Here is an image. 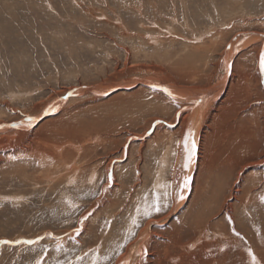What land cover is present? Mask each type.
Instances as JSON below:
<instances>
[{"label": "rangeland", "instance_id": "obj_1", "mask_svg": "<svg viewBox=\"0 0 264 264\" xmlns=\"http://www.w3.org/2000/svg\"><path fill=\"white\" fill-rule=\"evenodd\" d=\"M252 32L262 37L234 54L228 84L203 118L205 146L191 192L174 209L177 174L182 181L185 173L178 153L185 108L159 86L122 83L164 75L179 86L207 88L223 77L230 43ZM263 46L264 0H0V126L11 128L0 134V264H118L150 226L146 253L129 264H264ZM100 83L127 88L85 89L32 131L11 127L30 123L26 118L41 113L32 108L52 97ZM196 187L215 188L220 200L198 209Z\"/></svg>", "mask_w": 264, "mask_h": 264}, {"label": "bare ground", "instance_id": "obj_2", "mask_svg": "<svg viewBox=\"0 0 264 264\" xmlns=\"http://www.w3.org/2000/svg\"><path fill=\"white\" fill-rule=\"evenodd\" d=\"M263 35V34H262ZM262 36L260 35V34H258V33H255V32H252V33H242V34H239L235 39H234V41H232L231 43H230V45L228 46V48H227V51H226V53H225V58H223V70H225V72H223V77L220 79V80H217V81H215L212 85L210 84L209 85V87H207V88H203V89H192V88H189V87H185V86H179V85H176V84H174V83H171V82H169V78L167 77V76H164L163 75V77H158V76H149V77H145V78H142V79H140L139 77L138 78H133V81H132V83L133 84H129V81H126V82H123L122 84H125V85H130V86H134L137 82H138V80L140 79V82H142V83H144V84H146V85H150V84H152V85H154V86H157V85H161V86H159V87H162L161 89H162V92H164L165 94H167V95H170L169 96V98H171L172 100H175V101H177V102H180L181 104H179V106H181V107H184L185 109V113L183 114V115H181V116H178V117H180L181 119H182V124H181V129H180V144H181V147L179 148V162H180V164L179 165H181V168H184V178H183V180L181 181V175L183 174L182 173V171L180 170V173L179 174H177V176H178V179H176V182H177V184H178V187H177V189H178V192H177V195H176V197H177V202L175 201V203H176V206H175V208L174 209H179V207H180V205L184 202V199H187V197H188V195H189V193L191 192V189H192V179H193V174H194V172H195V170H196V167H199V166H197V163H198V161H199V150H201V145L203 146L204 145V143L203 142H205V141H203L202 142V137H203V139L205 140V135H203V133H204V128H205V125H206V122L204 123L203 122V118H205L206 117V115H207V113H208V111L207 110H209V106L211 105V103L213 102V101H215L216 99L218 100L219 98V94L221 93V90L225 87V86H227V84H228V81H229V72H230V69H231V64H232V58L235 56L234 54L237 52V50H239V49H241V48H243V46L244 45H246V44H249L250 42L252 43L253 41L252 40H257V39H260ZM262 52H261V58H262V53H264V46H263V48H262V50H261ZM191 53V52H190ZM195 54V53H194ZM198 56V55H197ZM260 58V59H261ZM260 63H261V60H260ZM259 63V64H260ZM260 70H261V72L260 73H262L261 75H262V78L264 79V70H262L261 69V65H260ZM189 71V70H188ZM193 74V73H192ZM194 74H196V73H194ZM162 76V75H161ZM190 76V75H189ZM199 77V76H198ZM194 78V77H193ZM239 80H241L240 78H239ZM242 81V80H241ZM241 81H239V82H241ZM243 82V81H242ZM241 82V83H242ZM240 83V84H241ZM243 83H245V82H243ZM122 84H120V83H115L114 85H113V83H111V84H106V83H100V84H96V85H93L92 87H80V89L78 88H72L71 89V91L68 93V94H66V96L64 97V96H60V97H58V99H54V97H52V99L49 101V102H47V104L45 105V107H43V103H40L38 106H36V107H34V108H32V113H34V111H36V110H38V111H41V113L40 114H38L37 115V117H32V118H26V119H30V120H26V121H31L30 123H25V122H20V123H16V124H12L13 126H11V127H14V129H15V131H18V132H25L26 130L28 131V129L29 130H31L32 131V127L34 126V125H36V123H37V121L39 120V118H41L42 117V120L44 119V115H46L47 113H49V112H53V111H55L56 109H58L59 107H61L62 106V104H63V102L64 101H66L67 99H69L70 98V96H72L71 94H74V93H77V94H80V93H84L85 92V89L87 90L88 88H90V89H92V90H94L96 93H98V94H103L104 92H108V90H110L111 88H115V87H118V86H120V85H122ZM81 86V85H80ZM124 88H127V86H124V85H122ZM119 88V87H118ZM165 88V89H164ZM199 88H201V87H199ZM109 93V92H108ZM245 94V93H244ZM105 96V95H104ZM143 96V95H142ZM133 97V96H132ZM131 98V97H130ZM54 99V100H53ZM221 101V100H220ZM216 102V101H215ZM124 104V103H123ZM127 104V103H126ZM183 105V106H182ZM120 106V105H119ZM122 106V105H121ZM124 106H125V104H124ZM127 106V105H126ZM126 106H125V108H126ZM216 106V105H215ZM220 106V105H219ZM139 107H141V106H139ZM128 108V107H127ZM135 108V107H134ZM213 108V107H212ZM218 109V108H217ZM179 110H180V108H179ZM37 111V112H38ZM226 111V110H225ZM128 112V111H127ZM224 114H226V113H224ZM212 115V114H211ZM216 115V114H215ZM220 115V114H219ZM221 115H222V117L224 116L223 115V113H221ZM227 115V114H226ZM46 116H48V115H46ZM225 117V116H224ZM227 117V116H226ZM50 118V117H49ZM159 118V117H158ZM235 119V118H234ZM243 119V118H242ZM25 120V119H24ZM219 120V119H218ZM240 120V119H239ZM239 120H238V122H239ZM153 121H154V119H153ZM40 122V121H39ZM39 122H38V124H39ZM46 122V121H45ZM44 122V123H45ZM217 122V121H216ZM43 123V122H42ZM48 123V122H47ZM56 123H57V121H56ZM224 123V122H223ZM222 123V124H223ZM227 123V122H226ZM50 124V123H49ZM16 125H19L18 127L16 126ZM44 125V124H43ZM48 125V124H47ZM55 125V124H54ZM150 125L151 124H149L148 125V127L145 129V132L146 131H148L147 129H149V127H150ZM208 125V124H207ZM214 125V124H213ZM235 125V124H234ZM40 126V125H39ZM164 125H162V124H160V125H158V128L154 131V134L158 131H161L163 128ZM211 126V125H210ZM223 126H224V124H223ZM168 127V126H167ZM32 128V129H31ZM44 128H46V127H44ZM51 128V127H50ZM57 128V127H56ZM11 129V128H10ZM9 129V127L7 126V127H1L0 128V134H2V132L4 133V132H7V131H9L10 130ZM53 129H54V127H53ZM13 130V129H12ZM166 130H167V128H166ZM179 130V129H178ZM38 131V130H37ZM58 131H59V129H58ZM175 131V130H174ZM173 131V132H174ZM221 131V130H220ZM36 132V131H35ZM45 132H47V131H45ZM56 132V131H55ZM150 132V131H149ZM207 132V131H206ZM205 132V133H206ZM209 132H212V131H209ZM229 132V131H228ZM26 133V132H25ZM58 133V132H57ZM133 133V132H132ZM172 133V132H171ZM170 133V131L168 132V134H171ZM177 133V132H176ZM189 133H191L190 135H189ZM231 133V132H230ZM62 134V133H61ZM146 134V133H145ZM157 134H159V133H157ZM163 133H161V135H162ZM178 134V133H177ZM211 134V133H210ZM224 134H229V133H224ZM233 134V133H232ZM237 134V133H236ZM43 135V134H42ZM156 135V134H155ZM166 135H167V133H166ZM165 135V136H166ZM173 135V134H172ZM206 135H207V133H206ZM226 135V136H227ZM242 135H244V134H241V136ZM247 135V134H246ZM59 136V135H58ZM145 135H143V137H144ZM179 136V135H178ZM216 136V135H215ZM234 136V135H233ZM164 137V136H163ZM177 137V136H176ZM186 137H187V147H185V139H186ZM229 137V136H228ZM236 137H239V136H237L236 135ZM51 138V137H50ZM145 138V137H144ZM144 138H142V139H144ZM149 138H151V137H149ZM149 138H148V140H149ZM168 138H170V137H168ZM230 138V137H229ZM235 138V137H234ZM2 139V138H1ZM52 139V138H51ZM132 139V138H131ZM162 139V138H161ZM170 139H172V141H173V137L172 138H170ZM176 139V138H175ZM230 139H232V138H230ZM229 139V140H230ZM240 140L242 139L241 137L239 138ZM148 140L146 141V142H148ZM154 140H157V139H155L154 138ZM219 140H221V139H219ZM228 140V141H229ZM240 140H237V141H240ZM3 141V140H2ZM50 141V140H49ZM153 141V140H152ZM160 141V140H159ZM227 141V142H228ZM153 142H155V141H153ZM158 142V141H157ZM162 142H163V140H162ZM175 142V141H174ZM206 142H208L207 141V139H206ZM241 142V141H240ZM32 143V142H31ZM49 143V142H48ZM55 143V142H54ZM53 143V144H54ZM159 143V142H158ZM173 143V142H172ZM171 143V144H172ZM177 143V142H176ZM203 143V144H202ZM225 143V142H224ZM232 143V142H231ZM236 143V142H235ZM10 144V143H9ZM47 144V143H46ZM52 144V145H53ZM56 144V143H55ZM63 144V143H62ZM78 144V143H77ZM82 144V143H81ZM144 144V143H143ZM150 143H148V145H149ZM164 144H166V143H164ZM206 144V143H205ZM233 144H234V142H233ZM51 145V144H50ZM64 145V144H63ZM62 145V146H63ZM67 145V144H66ZM69 145V144H68ZM88 145V144H87ZM145 145V144H144ZM193 145H194V147H193ZM208 145V144H207ZM210 145V144H209ZM232 145V144H231ZM236 145V144H235ZM8 146V145H7ZM131 146H133V145H131ZM135 146V145H134ZM161 146V145H160ZM172 146H173V144H172ZM172 146H170V147H172ZM179 146V145H178ZM205 146V145H204ZM20 147V146H19ZM73 147V146H72ZM71 147V148H72ZM88 147V146H87ZM141 147V146H140ZM163 147H164V145H163ZM212 147V146H211ZM225 147V145L223 146V148ZM228 147H229V145H228ZM233 148L234 147H236V146H232ZM231 147V148H232ZM237 147H238V145H237ZM242 147V146H241ZM251 147V146H250ZM54 148V147H53ZM81 148V147H80ZM91 148V147H90ZM164 148H166V147H164ZM163 148V149H164ZM172 148H174V147H172ZM176 148H177V145H176ZM177 148V149H178ZM202 148H204V147H202ZM221 148V147H220ZM219 148V149H220ZM243 148V147H242ZM42 149V148H41ZM50 149H52L51 147H50ZM81 149H83V148H81ZM85 149V148H84ZM129 149V148H128ZM128 149H126V151L128 152ZM133 149V148H132ZM131 149V150H132ZM206 149V148H205ZM208 149V148H207ZM218 149V148H217ZM235 149V148H234ZM38 149H36V151H37ZM54 150V149H53ZM70 150V149H69ZM68 149H67V151H69ZM87 150V149H86ZM89 150V149H88ZM169 150V149H168ZM171 150V149H170ZM226 150V149H225ZM236 150V149H235ZM243 150V149H242ZM22 151H24V150H22ZM29 151V150H28ZM34 151V150H33ZM39 151H41L40 149H39ZM55 151V150H54ZM75 151V150H74ZM204 151V150H203ZM208 151V150H207ZM231 151H233L232 149H231ZM230 151V152H231ZM241 151V150H240ZM47 152H50V151H47ZM46 152V150H45V152L43 153V156L44 157H46V159L48 160V159H52L53 161H57V158H56V156H55V154L54 153H47ZM130 152V151H129ZM205 152H206V150H205ZM209 152V151H208ZM239 152V151H238ZM78 153V152H77ZM125 153V152H124ZM131 153V152H130ZM161 153V152H160ZM174 153V152H173ZM176 153V152H175ZM207 153V152H206ZM228 153V152H227ZM16 154V153H15ZM40 154V153H39ZM62 154V153H61ZM69 153H67V155H68ZM75 154V153H74ZM126 154V153H125ZM161 154H163V153H161ZM169 154H170V152H169ZM202 154V153H201ZM208 154V153H207ZM22 155V154H21ZM60 155V154H59ZM63 155V154H62ZM164 155V154H163ZM174 155V154H173ZM203 155V154H202ZM232 155V154H231ZM236 155V154H235ZM29 156V155H28ZM123 156V155H122ZM121 156V157H122ZM161 156V155H160ZM164 156H166V154L164 155ZM207 157H208V155H206ZM241 156V155H240ZM60 158H61V155L59 156ZM70 157V156H69ZM72 157V156H71ZM175 157V156H174ZM199 157V158H198ZM203 157V156H202ZM249 157V156H248ZM77 158V157H76ZM80 158V157H79ZM158 158H160V157H158ZM165 157H163V163L165 164V163H167L166 162V159H164ZM242 158V157H241ZM40 159V158H39ZM38 159V160H39ZM120 159H122V158H120ZM167 159H168V157H167ZM236 159V158H235ZM110 160V159H109ZM171 160H173V158L171 159ZM205 160V159H204ZM208 160V159H207ZM71 161V160H70ZM74 161H76V159L74 158ZM100 161V160H99ZM170 161V160H169ZM210 161V160H209ZM233 161V160H232ZM264 161V160H263ZM64 162V161H63ZM62 162V163H63ZM82 162H84V161H82ZM81 162V163H82ZM86 162H87V160H86ZM112 162H114L112 159L110 160V162H108L107 164H108V167H107V172L108 171H110L109 169H110V166L112 165ZM253 162H255V161H253ZM40 163V162H39ZM58 163V162H57ZM172 163V162H171ZM177 163V162H176ZM204 163H206V162H204ZM208 163H210V162H208ZM216 163V162H215ZM214 163V164H215ZM229 165V168H230V165H233L232 163H231V160L230 161H228L227 162ZM240 163V162H239ZM258 163V162H257ZM260 163V162H259ZM69 164V163H68ZM71 164V163H70ZM73 164V163H72ZM139 164V163H138ZM168 164V163H167ZM169 164H170V162H169ZM211 164V163H210ZM237 164V163H236ZM56 165V164H55ZM60 165V164H59ZM58 165V166H59ZM118 165V164H117ZM117 165H116V162L113 164V166H114V168L116 167L117 168ZM166 165V164H165ZM173 165V164H172ZM178 165V166H179ZM185 165H187V166H185ZM42 166V165H41ZM74 166V165H73ZM83 166V165H82ZM136 166H137V164H136ZM174 166H175V164H174ZM213 166V165H212ZM240 166V165H239ZM248 166V165H247ZM56 167V166H55ZM62 167V166H61ZM95 167H97V166H95ZM163 167H165L163 164H162V169H163ZM180 167V166H179ZM202 167V166H201ZM204 167V166H203ZM53 169H54V167H52ZM70 168V167H69ZM73 168V167H72ZM166 168V167H165ZM174 168H176V167H174ZM77 169V168H76ZM204 169V168H203ZM212 169V168H211ZM234 169V168H233ZM264 169V168H263ZM52 170V169H51ZM51 170H50V172H51ZM71 170V169H70ZM82 170H84V169H82ZM173 170V169H172ZM175 170V169H174ZM173 170V171H174ZM198 170V169H197ZM209 170V169H208ZM215 170H216V168H215ZM64 171H66V170H64ZM63 171V172H64ZM75 171V170H74ZM73 171V172H74ZM79 171V170H78ZM100 171V170H99ZM161 171H163V170H160V174L158 175L159 177H162L161 175ZM201 171V170H200ZM204 171V170H203ZM210 171V170H209ZM214 171V170H213ZM224 171V170H223ZM230 171H232V173H234L233 172V170H232V168H230ZM156 172V171H155ZM208 172V171H207ZM220 172V171H219ZM52 173V172H51ZM54 173V172H53ZM77 173V172H76ZM84 173V172H83ZM86 173V172H85ZM163 173V172H162ZM182 173V174H181ZM224 174H223V180L224 179H228L229 178V176H231V173L229 172V171H224L223 172ZM239 173V172H238ZM61 175H62V173H60ZM64 174V173H63ZM71 174V173H70ZM114 174V173H113ZM112 174V175H113ZM167 174V173H166ZM215 174V173H214ZM213 174V175H214ZM217 174V173H216ZM67 175V174H66ZM75 175V174H74ZM78 175V174H77ZM85 175V174H84ZM156 174H155V176H157ZM165 175V174H164ZM172 175V174H171ZM170 175V176H171ZM195 175H196V173H195ZM198 175V174H197ZM209 175H210V173H209ZM212 175V176H213ZM238 175V174H237ZM35 176V175H34ZM33 176V177H34ZM40 176V175H39ZM38 176V177H39ZM73 176V175H72ZM83 176V175H82ZM113 176H115V175H113ZM166 176V175H165ZM169 176V177H170ZM201 176V175H200ZM258 176V175H257ZM58 177V176H57ZM71 177V176H70ZM74 177V176H73ZM79 177V176H78ZM159 177H157V178H154V179H156V181H155V185H156V187L158 188V187H160L161 185H160V179H159ZM168 177V178H169ZM172 177V176H171ZM196 177V176H195ZM215 177V176H214ZM217 177V176H216ZM35 178V177H34ZM45 178H46V176H45ZM110 178V177H109ZM197 178V177H196ZM199 178V177H198ZM202 178V177H201ZM205 178V177H204ZM219 178V177H218ZM247 178V177H246ZM33 179V178H32ZM38 179H40V178H37L36 179V181L38 180ZM42 179V178H41ZM50 179V178H49ZM74 179V178H73ZM171 178H169L168 180H170ZM175 179V178H174ZM174 179H173V181H174ZM203 179V178H202ZM211 179V178H210ZM209 179V180H210ZM217 179V178H216ZM220 179V178H219ZM249 179V178H248ZM255 179V178H254ZM261 179V178H260ZM263 179V178H262ZM28 180V179H27ZM57 180V179H56ZM69 180H71V179H69ZM77 180H79V179H77ZM81 180V179H80ZM85 180V179H84ZM194 180V179H193ZM196 180V179H195ZM212 180V179H211ZM215 180V179H214ZM223 180H220V181H218V183L216 184V185H219V188H222V186H220V184H221V182L222 183H224V181ZM26 181V180H25ZM40 181V180H39ZM48 181V180H47ZM75 181V180H74ZM82 182H85V181H83V180H81ZM112 181H113V177H112ZM166 181V180H165ZM34 182V181H33ZM32 182V183H33ZM108 182V181H107ZM209 182V181H208ZM213 182H216V181H213ZM78 183V182H77ZM76 183V184H77ZM110 183V182H109ZM144 183V182H143ZM166 183V185H167V182H165ZM252 183V182H251ZM107 184V183H106ZM164 184V183H163ZM169 184H170V182H169ZM194 184V183H193ZM201 184V183H200ZM210 184V183H209ZM208 184V185H209ZM212 184V183H211ZM225 184V183H224ZM46 184H44V186H45ZM113 185V184H112ZM141 185V184H140ZM166 185H164V187L166 186ZM174 185V184H173ZM172 185V186H173ZM207 185V184H206ZM216 185H214V186H216ZM223 185V184H222ZM226 185V184H225ZM31 186V185H30ZM38 186V185H37ZM36 186V187H37ZM76 186V185H75ZM170 186V185H169ZM211 186V185H210ZM239 186V185H238ZM246 186H248V183H247V185ZM176 187V186H175ZM224 187V186H223ZM242 187V186H241ZM108 188V187H107ZM110 188V187H109ZM166 188V187H165ZM164 188V189H165ZM194 188H195V186H194ZM196 188H198V190L200 189L201 190V194H198L199 196H200V198H199V200H200V203H199V205H200V207L198 208V209H200L201 207H204V206H206L207 204H208V202L207 201H209V203H211V204H214V203H216V202H218L220 199V195L219 196H217L216 195V191H214L215 190V188L213 189V190H211V192L212 193H210L209 191V193L210 194H212V195H210V196H206L205 194L207 193L208 194V192L206 191V188H200V187H196ZM207 188H208V186H207ZM228 188H229V180H227V186H225V188H224V191L222 192L223 194L224 193H226L227 191H229L228 190ZM247 188V187H246ZM245 188V189H246ZM64 189V188H63ZM68 189V188H67ZM162 189V188H161ZM160 189V190H161ZM164 189H163V191H164ZM172 189H173V187H172ZM176 189V188H175ZM174 189V190H175ZM240 189V188H239ZM248 189V188H247ZM70 190V189H69ZM68 190V191H69ZM75 190V189H74ZM166 190H167V188H166ZM170 190V189H169ZM194 190V189H193ZM197 190V189H196ZM251 190V189H250ZM64 191V190H63ZM66 191V190H65ZM64 191V192H65ZM67 191V192H68ZM71 191H73V190H71ZM63 192V193H64ZM156 192H158L157 190H156ZM172 192H173V190H172ZM196 192V191H195ZM247 192H248V190H247ZM250 192V191H249ZM162 193V192H161ZM161 193H159V194H161ZM199 193H200V191H199ZM70 194V193H69ZM79 194V193H78ZM165 194H167V193H165ZM174 194V193H173ZM223 194H221V196H222V198L224 197V199L225 198H227V196L225 197V195H223ZM77 195V194H76ZM80 195V194H79ZM170 195H172V194H170ZM197 195V194H196ZM196 195H194V196H196ZM55 196V195H54ZM62 196H64V194H62ZM65 196H66V194H65ZM173 196V195H172ZM235 196V195H234ZM246 196V192H245V195H244V197ZM70 197V196H69ZM78 197V196H77ZM198 197V196H197ZM46 198V197H45ZM64 198V197H63ZM147 198V197H146ZM174 198V197H173ZM196 198V197H195ZM237 198V197H236ZM55 199V198H54ZM64 199H67V198H64ZM176 199V198H175ZM191 199V198H190ZM197 199V198H196ZM234 199V198H233ZM241 199V198H240ZM243 199V198H242ZM245 199V198H244ZM250 199V198H249ZM248 199V200H249ZM76 200V199H75ZM225 200H227V199H225ZM262 200V199H261ZM136 201V200H135ZM198 201V200H197ZM223 201V200H222ZM221 201V202H222ZM242 201V200H241ZM263 201V200H262ZM60 202H61V200H60ZM195 202V201H194ZM245 202V201H244ZM141 203V202H140ZM241 203V202H240ZM137 204V203H136ZM195 204V203H194ZM175 205V204H174ZM190 205V204H189ZM221 205V204H220ZM219 205V206H220ZM229 206H230V203H229ZM190 207V206H189ZM235 207V206H234ZM137 208V207H136ZM193 208V207H192ZM190 209V208H189ZM195 210V211H197L196 213H198V214H200V211L199 210ZM223 210V209H222ZM194 211V212H195ZM217 211V210H216ZM222 212V211H221ZM220 212V213H221ZM203 213V212H202ZM227 213V212H226ZM242 213H244V211L242 212ZM215 214V213H214ZM84 215V214H83ZM87 215V214H86ZM153 215V214H152ZM192 215V214H191ZM194 215V214H193ZM230 215V214H229ZM237 215V214H236ZM190 216V215H189ZM227 216H228V213H227ZM241 216V215H240ZM86 217V216H85ZM135 217V216H134ZM193 217V216H192ZM216 217V216H215ZM87 218V217H86ZM187 218H189V217H187ZM214 218V217H213ZM238 218V217H237ZM240 218V217H239ZM242 218V217H241ZM163 219V221H164V218H162ZM191 219V218H190ZM200 219V218H199ZM153 220V219H152ZM234 220V219H233ZM241 220V219H240ZM156 221V220H155ZM161 221V220H160ZM162 221V222H163ZM191 221V220H190ZM189 221V222H190ZM211 221V220H210ZM185 222V221H184ZM188 222V221H187ZM186 222V223H187ZM196 223V222H195ZM209 223V222H208ZM184 224V223H183ZM189 224V223H188ZM191 225H192V223H190ZM189 224V225H190ZM207 224V223H206ZM218 224V223H217ZM254 224V223H253ZM130 226V225H129ZM147 226V225H146ZM151 227V226H150ZM150 227H147L146 229H145V231L143 232V235L141 236V237H139L138 239H137V241H133V243L126 249V251L124 252V255L121 257V258H119L120 259V261H119V263L118 264H129L132 260H134V258L133 257H135V256H137L138 258L137 259H139V256L140 255H142V254H145L146 252L144 251V249L145 250H147V244H146V242L147 241H143L142 239H144L146 236H147V234L149 233V228ZM206 227V226H205ZM209 227V226H208ZM78 228V227H77ZM214 228H216V226H214ZM144 229V228H143ZM151 229V228H150ZM206 229V228H205ZM204 229V230H205ZM209 229V228H208ZM78 230V229H77ZM203 230V229H202ZM218 231V230H217ZM80 232V231H79ZM214 232H215V230H214ZM241 232V231H240ZM262 233H264V231L262 232ZM257 234H258V232H257ZM260 234V233H259ZM149 235V234H148ZM244 235H245V233H244ZM264 235V234H263ZM262 235V236H263ZM159 236V235H158ZM147 238V237H146ZM260 238V237H259ZM264 240V239H263ZM262 240V241H263ZM143 241V242H142ZM254 240H252L251 239V241L250 242H253ZM260 241H261V239H260ZM149 242V241H148ZM261 244V243H260ZM256 245H258V244H256ZM260 248V250H261V246L260 245H258ZM256 247V246H255ZM254 247V248H255ZM263 247V246H262ZM256 250V249H255ZM149 251V250H148ZM147 251V252H148ZM257 254V253H256ZM263 253H261V255H262ZM148 255V254H147ZM260 255V254H259ZM121 256V255H120ZM144 256V255H143ZM150 256V255H149ZM263 257H264V255H262ZM262 257V258H263ZM133 258V259H132ZM136 259V260H137ZM141 259V258H140ZM135 260V261H136ZM262 260H264V259H262ZM138 261V260H137ZM140 262V261H139ZM217 262V261H216ZM242 262V261H241ZM134 263V262H133ZM136 263V262H135ZM243 263V262H242ZM264 263V262H263ZM241 264V263H240ZM246 264V263H245ZM248 264V263H247ZM250 264V263H249Z\"/></svg>", "mask_w": 264, "mask_h": 264}, {"label": "snow or ice", "instance_id": "obj_3", "mask_svg": "<svg viewBox=\"0 0 264 264\" xmlns=\"http://www.w3.org/2000/svg\"><path fill=\"white\" fill-rule=\"evenodd\" d=\"M261 69L264 70V53H262V58H261ZM16 126L18 127L19 125H16ZM190 134L191 133H189V135ZM185 147H187V137L185 139ZM193 147H194V145H193ZM185 166H187V165H185ZM156 210L159 211V207L158 206H157ZM17 243H19V241H17ZM26 243H33V241H26Z\"/></svg>", "mask_w": 264, "mask_h": 264}, {"label": "water", "instance_id": "obj_4", "mask_svg": "<svg viewBox=\"0 0 264 264\" xmlns=\"http://www.w3.org/2000/svg\"><path fill=\"white\" fill-rule=\"evenodd\" d=\"M138 83H141L140 80H138ZM158 86H161V85H157V86H155V87H158ZM162 87H163V86H162ZM162 87H158V88H162ZM164 89H165V88H164ZM4 126L7 127L6 125H3V126L1 125L0 128H1V127H4Z\"/></svg>", "mask_w": 264, "mask_h": 264}]
</instances>
